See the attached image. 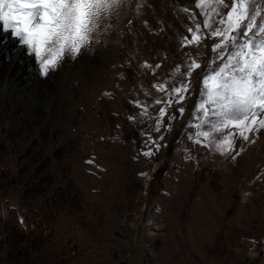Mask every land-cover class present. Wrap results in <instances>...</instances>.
I'll list each match as a JSON object with an SVG mask.
<instances>
[{
  "label": "rangeland",
  "instance_id": "obj_1",
  "mask_svg": "<svg viewBox=\"0 0 264 264\" xmlns=\"http://www.w3.org/2000/svg\"><path fill=\"white\" fill-rule=\"evenodd\" d=\"M196 3L116 0L47 74L19 39L1 59L0 264H264V129L196 135L220 63Z\"/></svg>",
  "mask_w": 264,
  "mask_h": 264
},
{
  "label": "snow or ice",
  "instance_id": "obj_2",
  "mask_svg": "<svg viewBox=\"0 0 264 264\" xmlns=\"http://www.w3.org/2000/svg\"><path fill=\"white\" fill-rule=\"evenodd\" d=\"M116 0H0V31L19 39L30 53L41 60L47 74L65 54L77 55L90 40L95 18L108 10ZM196 7L205 16L203 27L212 29L208 36L218 38L212 47L216 67L202 74V91L194 107L201 113L202 125L209 130L196 133L205 139L213 133L228 130L215 144L226 153L235 136L248 140L247 133L264 129V2L261 0H197ZM228 8L222 13L220 8ZM217 27L213 28L212 20ZM259 17V21L258 18ZM197 24L189 29L192 38L183 43L198 44L205 39ZM48 54L51 58H44ZM209 63L214 64L215 61ZM189 72L199 68L192 61ZM162 87V86H161ZM190 84L175 88L167 101L171 106L185 99ZM160 101H157L159 103ZM183 114L184 109H178ZM165 109L160 110L164 115ZM199 127V125H198ZM151 155L150 152L145 153Z\"/></svg>",
  "mask_w": 264,
  "mask_h": 264
},
{
  "label": "bare ground",
  "instance_id": "obj_3",
  "mask_svg": "<svg viewBox=\"0 0 264 264\" xmlns=\"http://www.w3.org/2000/svg\"><path fill=\"white\" fill-rule=\"evenodd\" d=\"M8 35L9 34H5V35L0 37V44H1V40H2V42H8L9 41L8 44H5L7 46L6 49L2 53H0V70L4 69V64H5L3 62L4 60H1V59L4 58V56H7L8 53H11V50L14 49L16 40H18V38H16V37L11 39V40H8V38H9ZM1 45H3V44H1ZM23 58L24 57L22 56V51H20L17 58L14 59L13 62H14V64H16L17 63L16 61H18L23 66V69L25 68L28 70L31 67L30 60H24ZM3 87H4V85H2L0 88V94L6 89V88L4 89Z\"/></svg>",
  "mask_w": 264,
  "mask_h": 264
}]
</instances>
